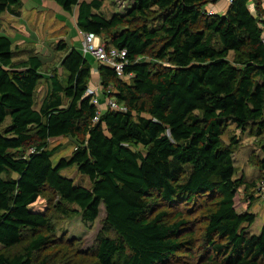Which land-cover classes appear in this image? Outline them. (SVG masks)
Listing matches in <instances>:
<instances>
[{"label": "trees", "instance_id": "16d2710c", "mask_svg": "<svg viewBox=\"0 0 264 264\" xmlns=\"http://www.w3.org/2000/svg\"><path fill=\"white\" fill-rule=\"evenodd\" d=\"M54 1L75 12L80 31L126 49L122 73L98 71L107 97L128 110L107 107L94 122L93 66L81 48L58 40L65 55L51 65L35 52L18 58L16 40L0 33V127L10 119L0 132V264H35L36 253L59 246L51 213L34 207L45 193L85 223L104 206L113 235H98L97 264H264V226L251 230L254 193L235 177L237 140L222 139L230 124L264 133L260 0H232L225 13L205 10L213 0H133L110 17L102 0ZM20 8L0 0V17ZM60 137L76 148L55 163ZM72 166L91 187L62 173ZM258 166L262 178L264 157Z\"/></svg>", "mask_w": 264, "mask_h": 264}, {"label": "rangeland", "instance_id": "374dc122", "mask_svg": "<svg viewBox=\"0 0 264 264\" xmlns=\"http://www.w3.org/2000/svg\"><path fill=\"white\" fill-rule=\"evenodd\" d=\"M32 0L27 9L32 8L33 6L39 7V10H47L50 7L46 8L44 5L40 3H33ZM103 5L101 11L107 16L110 17L114 13H126V11L130 8L133 3V0H102ZM229 4V2H227ZM41 5L40 6H38ZM57 4V3H56ZM224 9L227 8V4L224 3ZM55 11V9H52ZM213 13V10H211ZM41 13V12H40ZM35 18H40V27L38 31H35V27L33 24L34 15H32V19L23 22L22 30L25 31V35L30 38H35L33 34L36 36L46 34L47 31L50 35H45L46 38H53V40L49 41L50 48L55 46L54 40L59 37V35L64 34L62 30H60V25H54V21L51 17L46 18L45 14H41L37 11L34 12ZM7 12L3 13L0 17V32L10 31L9 33L15 35V29L10 27V23L7 21ZM28 17V15L26 14ZM5 17V18H3ZM29 18V17H28ZM68 18L64 13L60 12L58 14V22L63 21V19ZM19 27V26H18ZM29 28V29H28ZM20 29V28H19ZM20 31V30H19ZM22 31L19 32L20 38H14L16 40L14 42V50L18 58L26 57L27 53H33V50H28L30 44L21 42ZM65 35V34H64ZM67 36V35H66ZM61 39V38H59ZM58 39V40H59ZM20 41V43H19ZM17 42L19 44H17ZM26 49V50H25ZM32 49V48H31ZM46 52V50H44ZM43 59L46 62H50L49 64L54 65L55 59H52L48 52L43 54ZM237 55L235 52H231L229 54V59L234 61ZM88 58V57H87ZM89 59V58H88ZM90 61V60H89ZM51 66L45 65L43 68V72L47 74L46 69H50ZM47 92V83L46 80L43 79L37 89L36 100L37 107L40 106L41 101L43 100L45 94ZM10 122V119L7 118L4 124L0 127V132L3 131V128ZM236 138V147H235V165H236V174L235 177L239 179H244L242 190L247 193H254L255 200L253 202V206L251 207V211L256 213L257 217L255 222L251 226V230L254 233H259L264 226V197L261 192L257 189L256 183L257 178L261 176L262 172L258 166L261 159L264 157L263 153V145H264V133L257 134L256 130L253 126H249L246 130H240L235 125L230 124L227 126L222 139L225 144H229L231 142V138ZM56 147L54 152L53 161L57 163V161L62 157H69L76 145L69 138L60 137L52 141L51 148ZM62 173L76 182L83 184L84 186L91 187V181L88 176L81 174L76 166H72L62 171ZM246 201L248 198H243ZM242 199V200H243ZM55 203V198L51 193H45L40 196L38 200L34 203V207L41 210H49L51 213L55 223H56V236L55 238L59 241V246H55L53 248H49L47 251H42L41 253H36L35 264H38L39 260L43 258L44 255H49V264H90L95 262L93 249L97 244V237L100 233L105 235H113V231L108 230L105 225L106 221V211L104 206H101L100 213L98 218L93 223H85L81 214H73L70 216H66L62 214L58 210H56L53 206ZM76 207V206H74ZM245 206H239L238 210H244ZM2 246L0 245V249ZM21 246L13 248L11 251H19Z\"/></svg>", "mask_w": 264, "mask_h": 264}, {"label": "crops", "instance_id": "0c3cea01", "mask_svg": "<svg viewBox=\"0 0 264 264\" xmlns=\"http://www.w3.org/2000/svg\"><path fill=\"white\" fill-rule=\"evenodd\" d=\"M22 1V8H20V14L19 15H14L11 14L10 12H7V21L8 23H10V27L15 29L16 33L15 35L10 34V31H5V32H0V33H4L7 34L11 37H15V38H20L21 36L19 35V32L22 31L23 33L25 31L22 30L23 27V22H25L26 20L29 23V20L32 19V15H34V26L35 27V31H38V28L40 27V18H35V14L34 12L37 11L39 13V16L41 14H45L46 18L51 17L52 20L54 21V25H60V30L63 31V33L65 34H61L59 35V37L57 39L54 40V42L56 43L58 41L59 38L61 39H65L70 46H75L78 48H81L82 45V35L80 33L79 28L76 25V20H75V12H67L64 11L60 5L56 4V2L54 0H34L33 3H40L41 5H44L46 8L50 7L47 10H39V7L33 6L32 8H28L29 3L32 0H21ZM227 0H213L210 1L206 6H205V10L208 12L209 10H213V13H225L226 10L228 9L229 4L227 3ZM224 3L227 4V8L224 9ZM41 5L38 4V6L41 7ZM52 9H55V11H53ZM41 12V13H40ZM62 12L64 13L68 18L63 19V21H59L58 22V14ZM26 14L28 15V17L26 16ZM5 18V17H3ZM30 24V23H29ZM19 26V27H18ZM20 28V29H19ZM29 29V28H28ZM20 30V31H19ZM53 32H49L47 31L46 34L44 33L43 35H39L36 36V34H33V36L35 38H28L25 33L22 34V37L25 39H22L21 42L24 41V43L26 42L27 44H30V47L28 50H33L35 53H38L41 55L42 58L43 54L48 52L49 56L52 59H55L53 63L56 62V65L59 66L60 65V61L63 58V56L65 55L64 51H56L53 48H50L52 46H49V41L53 40V38H46L44 37L45 35H50ZM67 35V36H66ZM60 40V39H59ZM20 43V41H19ZM17 42V44H19ZM32 48V49H31ZM26 50V49H25ZM44 50H46V52H44ZM87 57L90 60L91 65L93 66V70H92V79H91V85L92 86H96L98 83H100V77H99V63L95 60V58L93 57L92 54H87ZM45 60V59H44ZM50 62H48L49 64ZM102 104H105V98L102 97L101 98ZM261 178V176H259L257 178V181Z\"/></svg>", "mask_w": 264, "mask_h": 264}, {"label": "built area", "instance_id": "2783aa9c", "mask_svg": "<svg viewBox=\"0 0 264 264\" xmlns=\"http://www.w3.org/2000/svg\"><path fill=\"white\" fill-rule=\"evenodd\" d=\"M231 3L232 0H227ZM260 5L264 11V0H260ZM253 5H251V8ZM208 13H212L211 10ZM262 19H264V13L262 15ZM82 35V45L81 50L84 54H92L95 60L99 64H103L109 67L114 68L116 71L122 73L127 60L125 56L127 54L126 49H119L114 46H107L103 41L102 37L93 32H84L80 31ZM263 43H264V33H263ZM130 77L127 76V78ZM86 94L92 96V101L95 105H97L98 109L96 115L94 117V122L99 121L100 115L103 109L110 107L114 110L127 111L128 108L126 105L119 103L113 97H107L104 92V89L100 83L96 86H92L89 84ZM105 98V104H102L101 98ZM257 189L261 192L264 197V177L260 178L256 183Z\"/></svg>", "mask_w": 264, "mask_h": 264}]
</instances>
